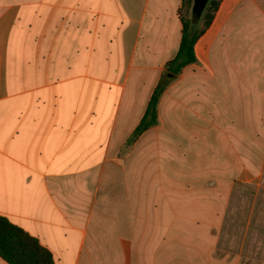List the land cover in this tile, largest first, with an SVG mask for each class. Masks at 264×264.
<instances>
[{
    "label": "crops",
    "instance_id": "0c3cea01",
    "mask_svg": "<svg viewBox=\"0 0 264 264\" xmlns=\"http://www.w3.org/2000/svg\"><path fill=\"white\" fill-rule=\"evenodd\" d=\"M183 6L0 0V215L56 264H264L248 215L221 246L235 182L264 174V0H221L173 76Z\"/></svg>",
    "mask_w": 264,
    "mask_h": 264
},
{
    "label": "trees",
    "instance_id": "16d2710c",
    "mask_svg": "<svg viewBox=\"0 0 264 264\" xmlns=\"http://www.w3.org/2000/svg\"><path fill=\"white\" fill-rule=\"evenodd\" d=\"M221 0H209L199 21L181 16L182 38L176 56L168 63V71L175 76L186 65L196 61L195 44L213 21ZM193 0H184V4ZM204 21L202 28H199ZM170 78H162L156 85L147 109L134 131V137L158 122V104ZM0 257L9 264H56L52 253L40 241L20 226L0 215Z\"/></svg>",
    "mask_w": 264,
    "mask_h": 264
},
{
    "label": "rangeland",
    "instance_id": "374dc122",
    "mask_svg": "<svg viewBox=\"0 0 264 264\" xmlns=\"http://www.w3.org/2000/svg\"><path fill=\"white\" fill-rule=\"evenodd\" d=\"M191 9L192 3H185L181 10V16L185 19L192 17ZM203 25L204 21H201L199 28H202ZM172 146L175 148L177 145L175 143ZM192 156L193 155L190 154L189 158ZM232 195L233 198L230 204L231 212L226 219L224 224L225 229L221 235L222 250L224 249L225 251H228L235 250L237 248L240 241L239 238L241 237L239 233L242 228L239 226L243 217L246 215H248V218L250 217L248 223L250 225L249 229L253 230V234L249 240L254 243H259L262 246L264 234L260 237L258 231L264 229V174L257 179L256 183H253L251 180L246 181V178H244V181H236L233 187ZM243 213L246 214L243 215ZM245 221L248 222V220ZM254 251H256V248H254Z\"/></svg>",
    "mask_w": 264,
    "mask_h": 264
},
{
    "label": "water",
    "instance_id": "95a60500",
    "mask_svg": "<svg viewBox=\"0 0 264 264\" xmlns=\"http://www.w3.org/2000/svg\"><path fill=\"white\" fill-rule=\"evenodd\" d=\"M208 2L209 0H193L191 15L194 20L199 21L201 19Z\"/></svg>",
    "mask_w": 264,
    "mask_h": 264
}]
</instances>
